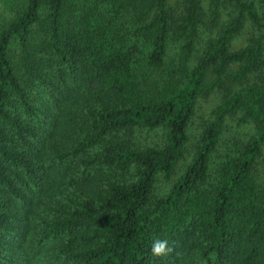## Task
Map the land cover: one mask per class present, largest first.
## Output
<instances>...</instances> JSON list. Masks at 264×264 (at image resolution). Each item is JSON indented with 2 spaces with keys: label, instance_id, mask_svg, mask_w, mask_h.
Instances as JSON below:
<instances>
[{
  "label": "trees",
  "instance_id": "obj_1",
  "mask_svg": "<svg viewBox=\"0 0 264 264\" xmlns=\"http://www.w3.org/2000/svg\"><path fill=\"white\" fill-rule=\"evenodd\" d=\"M4 3L0 264H264V0Z\"/></svg>",
  "mask_w": 264,
  "mask_h": 264
},
{
  "label": "rangeland",
  "instance_id": "obj_2",
  "mask_svg": "<svg viewBox=\"0 0 264 264\" xmlns=\"http://www.w3.org/2000/svg\"><path fill=\"white\" fill-rule=\"evenodd\" d=\"M229 2H227L226 4H222L220 7V13L216 19L217 21V25L216 27H219L220 24H224L228 18H229V9H230V5H228ZM4 0H0V10L2 11V8L4 7ZM167 5L170 9V11L177 17L179 16L181 13H183V0H167ZM203 5L206 6L207 5V0H203ZM207 20V24L211 26V24L208 23L209 18L208 15L205 17ZM215 28V27H214ZM250 32H251V28H249V25H246L244 27V29L242 30L241 34L238 36V38H236L233 42H232V48H238L239 46H242L246 43L247 38L250 36ZM209 33V31L207 29H202L201 32V41L202 39L205 38V36ZM217 94H219L217 92ZM212 95L208 100H206L205 102L201 103V108L199 110V116H197L198 121H202L203 118H206L207 116V112L209 111V109L211 108V106L214 105L215 101H216V96Z\"/></svg>",
  "mask_w": 264,
  "mask_h": 264
},
{
  "label": "clouds",
  "instance_id": "obj_3",
  "mask_svg": "<svg viewBox=\"0 0 264 264\" xmlns=\"http://www.w3.org/2000/svg\"><path fill=\"white\" fill-rule=\"evenodd\" d=\"M173 252V248L169 245V241L167 239H155L152 242L150 253L154 257H163L171 254Z\"/></svg>",
  "mask_w": 264,
  "mask_h": 264
}]
</instances>
